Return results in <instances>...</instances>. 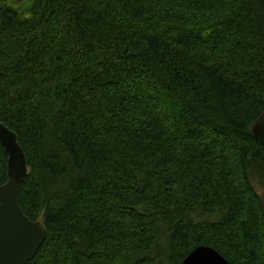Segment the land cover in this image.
I'll list each match as a JSON object with an SVG mask.
<instances>
[{
  "label": "trees",
  "instance_id": "1",
  "mask_svg": "<svg viewBox=\"0 0 264 264\" xmlns=\"http://www.w3.org/2000/svg\"><path fill=\"white\" fill-rule=\"evenodd\" d=\"M263 112L264 0H0L28 264H264Z\"/></svg>",
  "mask_w": 264,
  "mask_h": 264
},
{
  "label": "water",
  "instance_id": "2",
  "mask_svg": "<svg viewBox=\"0 0 264 264\" xmlns=\"http://www.w3.org/2000/svg\"><path fill=\"white\" fill-rule=\"evenodd\" d=\"M264 144V112L253 128ZM0 143L8 154L7 180L0 186V264H28L35 258L48 230L45 221L32 220L20 205V188L29 173V161L18 134L0 121ZM181 264H232L212 246L194 248Z\"/></svg>",
  "mask_w": 264,
  "mask_h": 264
},
{
  "label": "rangeland",
  "instance_id": "3",
  "mask_svg": "<svg viewBox=\"0 0 264 264\" xmlns=\"http://www.w3.org/2000/svg\"><path fill=\"white\" fill-rule=\"evenodd\" d=\"M258 186V184H256ZM258 191L262 194L263 193V189L261 187L258 186ZM41 218H43V216H41Z\"/></svg>",
  "mask_w": 264,
  "mask_h": 264
},
{
  "label": "bare ground",
  "instance_id": "4",
  "mask_svg": "<svg viewBox=\"0 0 264 264\" xmlns=\"http://www.w3.org/2000/svg\"><path fill=\"white\" fill-rule=\"evenodd\" d=\"M183 262V261H182Z\"/></svg>",
  "mask_w": 264,
  "mask_h": 264
}]
</instances>
